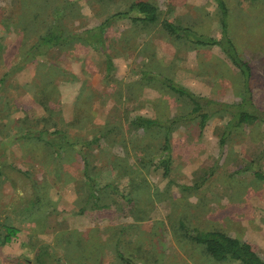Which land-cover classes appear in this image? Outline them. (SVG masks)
<instances>
[{"label": "rangeland", "instance_id": "1", "mask_svg": "<svg viewBox=\"0 0 264 264\" xmlns=\"http://www.w3.org/2000/svg\"><path fill=\"white\" fill-rule=\"evenodd\" d=\"M67 1L78 16L65 19L66 29L81 31L132 0L103 7L94 0ZM149 1L157 5L160 22L114 23L106 30L104 51L79 43L24 57L35 35L31 28L22 35L20 20L35 22L39 8L46 15L39 20H48L65 0H0V225L19 229L0 245V264H36L40 247L51 251V264H127L116 249L131 264H239L214 262L183 236L181 223L238 237L264 259V121L227 133L229 114L210 117L201 131L193 116L179 121L170 131L169 177L139 149L150 137L142 143V132L129 125L133 117L189 111L158 84L142 85L141 70L169 76L217 102L239 103L244 92L242 77L218 46L177 48L161 28L166 19L219 39L212 0ZM225 1L229 37L250 67L253 104L264 112V3ZM105 55L113 64L110 73ZM45 66L54 75L48 109L34 96ZM43 127L66 132L68 142L89 144L68 147L55 136L64 146L51 147L25 139ZM150 140L155 148V138ZM81 152L96 199L89 196ZM194 184L197 190L182 189Z\"/></svg>", "mask_w": 264, "mask_h": 264}, {"label": "trees", "instance_id": "2", "mask_svg": "<svg viewBox=\"0 0 264 264\" xmlns=\"http://www.w3.org/2000/svg\"><path fill=\"white\" fill-rule=\"evenodd\" d=\"M101 7L108 3H116L117 0H94ZM219 13L221 35L219 39L206 36L204 34L197 33L189 27L178 25L172 21L166 19L162 20V30L172 38L175 46L185 43L187 48L194 47H211L218 46L224 53L230 63L238 70L243 80V97L239 103H223L213 101L206 97L198 96L190 90L176 85V83L169 77L162 75L161 73H153L150 71L141 70L140 79L142 85H156L158 84L164 91V94L174 97L178 100H183L189 106V111L185 115L163 116L155 115V117L135 116L129 122L131 129L135 131H141L140 137L142 143L146 140L147 136L151 139L155 138V148L151 145V140H147V143L141 145L139 149L148 156L147 161L155 158L157 159L156 166L162 169V175L169 177L171 170V142L170 131L178 125V122L184 119H191L192 116L197 119V124L200 131L205 127L207 121L212 116H225L229 114V119L225 124V133L230 132L234 128L241 127L242 125H248L256 123L257 121H264V112H261L256 106H254L251 94L248 89V80L250 76V67L248 63L243 60L237 50L233 40L229 37L227 31V20L229 15V8L225 0H212ZM261 1L264 0H250ZM63 2V1H62ZM61 2V3H62ZM58 3L54 12L49 14L48 20H39L44 15L43 8L37 9L32 16L35 22H28V19L20 20L21 25L19 28L22 30V35L28 33L31 28L32 35H35L33 43L26 49L24 57L29 55H41L47 54L55 49L65 48L74 44H82L96 51H104L105 47V33L109 26L116 22H128L131 25H156L160 22V15L158 7L155 3L149 0H132L123 9H116L112 14L104 18L101 23L95 28L85 29L81 31L67 30L65 26V19H70L78 16L76 9L72 7L74 4L65 0V4L61 6ZM54 6V5H53ZM52 6V7H53ZM120 6V5H119ZM67 14V15H66ZM46 18V17H45ZM106 56V70L110 73L113 68V64L110 58ZM23 57V58H24ZM22 58V60H23ZM51 68L45 66L40 67L37 77H40L39 72L44 73V79L40 80L37 88L34 90V96L37 101L48 109L51 101V92L47 91L54 83V75L51 74ZM58 75V74H57ZM223 118V117H222ZM112 130V129H111ZM110 133V132H109ZM66 132L55 129L49 130L41 128L29 132L24 135L25 139H35L37 142H43L51 147L61 146L57 141L65 138V145L68 147L74 146H86L89 141H74L68 142L66 140ZM147 135V136H146ZM55 136L57 138L53 139ZM102 136H105L104 134ZM225 136H221L219 143L223 145L225 142ZM106 138V137H105ZM91 141H96L92 139ZM149 145V147H148ZM62 145L61 147H63ZM66 148V146H65ZM81 151V150H80ZM81 157L84 162L83 174L88 181L90 190L89 196L96 199L94 194V179L88 174L89 161L87 157L81 152ZM142 160V159H141ZM125 174V173H124ZM255 176L262 177L257 171L254 172ZM199 184L193 186H182V189L194 191L197 190ZM94 206L99 207L97 203H93ZM101 207L103 205H100ZM180 228L190 242L195 243L203 248V251L214 262H230L235 261L239 264H264V259L261 258L253 249L252 245L247 241H243L238 237L230 236L225 232L219 230H198L196 228L189 229L183 223L180 224ZM19 229L11 224L3 223L0 225V245L11 242L12 238L16 236ZM116 256L123 262L131 264L127 258H124L121 252L117 249L115 251ZM52 254L48 247H40L36 251L35 262L36 264H51Z\"/></svg>", "mask_w": 264, "mask_h": 264}]
</instances>
